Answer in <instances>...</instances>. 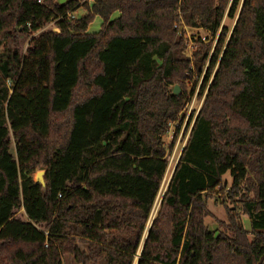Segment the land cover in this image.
I'll list each match as a JSON object with an SVG mask.
<instances>
[{
  "label": "trees",
  "instance_id": "1",
  "mask_svg": "<svg viewBox=\"0 0 264 264\" xmlns=\"http://www.w3.org/2000/svg\"><path fill=\"white\" fill-rule=\"evenodd\" d=\"M203 69L202 105L148 224L164 137L179 132L185 84ZM215 191L234 202L230 237L204 223ZM65 256L264 264V0H0V264Z\"/></svg>",
  "mask_w": 264,
  "mask_h": 264
},
{
  "label": "rangeland",
  "instance_id": "2",
  "mask_svg": "<svg viewBox=\"0 0 264 264\" xmlns=\"http://www.w3.org/2000/svg\"><path fill=\"white\" fill-rule=\"evenodd\" d=\"M83 8L78 9V13L81 14V12H83ZM118 14L114 13L112 15V18L117 17ZM98 17H94V19L92 20V22L89 25V29L91 32H95L98 28H97V21ZM223 25L226 26L228 29L231 28V26L233 25V20L228 19V18H224L223 20ZM53 24L50 23L46 26V28H53ZM97 28V29H96ZM192 34H198L199 36H201V38H206L208 37V41L211 40V36H209L206 32L202 31V30H191L187 28L186 31V36L187 38L189 36H191ZM216 38H213V40L215 41ZM214 43V42H213ZM25 46V43H24ZM193 47H197L194 46V44H192L191 40H189L186 43V48H187V53L192 55V50L195 49ZM197 49V48H196ZM204 73H205V69H203L202 73L198 74L195 72V70H193L192 73V77L190 79H188L185 84L186 86V102L184 104V107L182 109L180 118H178L177 121L181 120V125H180V129L179 132L176 133L175 131V125L176 124H171L169 131L167 133V135L164 137V142L166 147L169 148V145L173 144L172 148L167 151V159H168V166L165 172V175L163 177L160 189L158 191L157 197L155 199L152 211L150 213V219L148 221V224L150 223V221L154 218V216L156 215L159 205H160V201L163 195V192L165 190V187L168 183V180L170 178L172 169L177 161V158L180 154V150L183 147V145L185 144L186 138L188 136L191 124H192V120L195 117V115L197 114V112L199 111V108L202 105L203 102V97H204V93H202L201 97L198 98V92L200 90V86L202 84V80L204 77ZM188 75V74H187ZM176 86V85H175ZM174 86V87H175ZM174 87L172 88V90L174 89ZM178 87V85H177ZM180 92V88L178 87V93ZM177 121L175 123H177ZM41 168H37L34 171H32L29 176L34 180L35 178V173L36 171L40 170ZM223 181L226 182V184L229 186L231 184V178L229 176V173H225L223 175ZM219 193L217 191L211 193V195H209V197L206 200V204H207V209L209 214L204 218V223L206 225V228L212 232V233H218V234H224L227 237H230L231 232H230V222L228 219V211H227V207L229 208H234V202L230 201V200H226L225 204L227 205V207H225L224 205H221L219 203H216L215 201V197L218 196ZM251 195V194H249ZM220 199V197H219ZM239 221L242 225V227L244 229H246L247 233H248V239L251 240L252 239V234L250 233V227H249V221L247 219L246 215H240ZM65 260V264H75L72 261V258H70L69 256H65L64 258Z\"/></svg>",
  "mask_w": 264,
  "mask_h": 264
},
{
  "label": "water",
  "instance_id": "3",
  "mask_svg": "<svg viewBox=\"0 0 264 264\" xmlns=\"http://www.w3.org/2000/svg\"><path fill=\"white\" fill-rule=\"evenodd\" d=\"M66 1H68V0H56V2L58 4H63ZM173 93L176 94V95L178 94V87H177V85L174 87ZM44 173H45V171L43 169H40V170L36 171L35 178L33 180L34 184H39V185H41L42 188L45 187Z\"/></svg>",
  "mask_w": 264,
  "mask_h": 264
},
{
  "label": "crops",
  "instance_id": "4",
  "mask_svg": "<svg viewBox=\"0 0 264 264\" xmlns=\"http://www.w3.org/2000/svg\"><path fill=\"white\" fill-rule=\"evenodd\" d=\"M87 1H88L89 4H91V2H92L93 0H87ZM80 8H81V7H80ZM80 8H79V9H80ZM83 13H84V11L81 12V14H79V13H78V10H76V12H75V14H76L77 16H80V15H82ZM117 14H118V13H117ZM97 17H98V16H97ZM97 21H98V24H97V28H98V27H100L101 19L98 17ZM89 25H90V24H89ZM89 25H88L86 31H87L88 33H94V32H91V31H90V29H89ZM97 28H96V29H97ZM98 29H99V28H98ZM98 29H97L96 31H98ZM96 31H95V32H96ZM181 149H182V148H181ZM180 151H181V150H180Z\"/></svg>",
  "mask_w": 264,
  "mask_h": 264
},
{
  "label": "built area",
  "instance_id": "5",
  "mask_svg": "<svg viewBox=\"0 0 264 264\" xmlns=\"http://www.w3.org/2000/svg\"><path fill=\"white\" fill-rule=\"evenodd\" d=\"M76 12V11H75ZM75 12H73V13H66L65 14V18L66 19H75V18H78L79 16H77L76 14H75ZM54 31H56V32H58V29L57 28H55V27H53L52 28ZM190 55V54H189Z\"/></svg>",
  "mask_w": 264,
  "mask_h": 264
}]
</instances>
